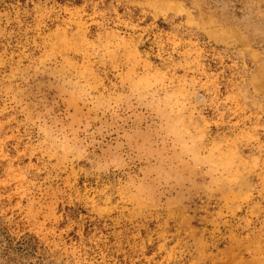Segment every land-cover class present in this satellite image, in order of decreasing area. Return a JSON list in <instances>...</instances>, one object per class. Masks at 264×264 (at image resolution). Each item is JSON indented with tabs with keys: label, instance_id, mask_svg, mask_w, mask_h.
<instances>
[{
	"label": "rangeland",
	"instance_id": "obj_1",
	"mask_svg": "<svg viewBox=\"0 0 264 264\" xmlns=\"http://www.w3.org/2000/svg\"><path fill=\"white\" fill-rule=\"evenodd\" d=\"M0 264H264V0H0Z\"/></svg>",
	"mask_w": 264,
	"mask_h": 264
},
{
	"label": "trees",
	"instance_id": "obj_2",
	"mask_svg": "<svg viewBox=\"0 0 264 264\" xmlns=\"http://www.w3.org/2000/svg\"><path fill=\"white\" fill-rule=\"evenodd\" d=\"M23 244H26V241H22L21 243H19V245H23ZM8 245H7V248L5 249V253H7V254L9 253V249H13V247L11 246V242ZM26 246H27V244H26ZM16 249H17V251H21V250L23 251L24 250V248H22L21 246H17Z\"/></svg>",
	"mask_w": 264,
	"mask_h": 264
}]
</instances>
